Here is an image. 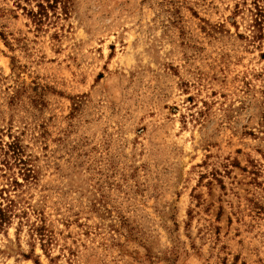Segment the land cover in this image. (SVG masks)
Listing matches in <instances>:
<instances>
[{"label":"rangeland","instance_id":"374dc122","mask_svg":"<svg viewBox=\"0 0 264 264\" xmlns=\"http://www.w3.org/2000/svg\"><path fill=\"white\" fill-rule=\"evenodd\" d=\"M39 1L0 0V264H264V0Z\"/></svg>","mask_w":264,"mask_h":264},{"label":"trees","instance_id":"16d2710c","mask_svg":"<svg viewBox=\"0 0 264 264\" xmlns=\"http://www.w3.org/2000/svg\"><path fill=\"white\" fill-rule=\"evenodd\" d=\"M59 4H62L64 8H66L68 4V0H42L37 3V10L35 11L34 9H29V15L35 21L36 23H42L45 18L49 17L50 10L52 8L57 7ZM26 9V8H25ZM17 144H11L8 147L12 148L14 153H16V148ZM30 173L29 175H25L26 177H31L32 175V170L29 169ZM28 178H25L28 180ZM13 183L17 186L22 185L19 181H13ZM5 190L0 191V229L3 228L5 225H9L12 223L13 217L17 216V212L15 211L16 209V202L14 199L10 197V195H5L3 192ZM6 201V203H4Z\"/></svg>","mask_w":264,"mask_h":264}]
</instances>
